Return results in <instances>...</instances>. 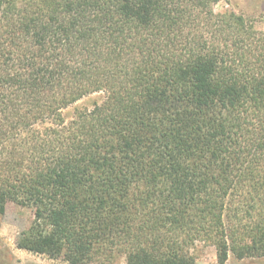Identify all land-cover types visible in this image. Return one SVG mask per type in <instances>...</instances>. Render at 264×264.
Wrapping results in <instances>:
<instances>
[{
    "label": "trees",
    "instance_id": "obj_1",
    "mask_svg": "<svg viewBox=\"0 0 264 264\" xmlns=\"http://www.w3.org/2000/svg\"><path fill=\"white\" fill-rule=\"evenodd\" d=\"M218 1L0 0V215L32 211L18 249L264 257V30Z\"/></svg>",
    "mask_w": 264,
    "mask_h": 264
},
{
    "label": "rangeland",
    "instance_id": "obj_2",
    "mask_svg": "<svg viewBox=\"0 0 264 264\" xmlns=\"http://www.w3.org/2000/svg\"><path fill=\"white\" fill-rule=\"evenodd\" d=\"M215 12H234L250 22L255 30H264V0H219L214 5ZM103 93L88 94L62 110L66 121L70 120L75 112L92 108L101 101ZM32 220V211L29 208L9 202L5 211L0 215V264H70L68 257L50 259L45 255L34 254L18 249L16 239L27 229ZM195 264H219L216 250L212 245L200 244L196 250ZM87 264H103L91 262ZM112 264H125L124 258L118 256ZM223 264H264V257H249L236 259L229 255Z\"/></svg>",
    "mask_w": 264,
    "mask_h": 264
}]
</instances>
